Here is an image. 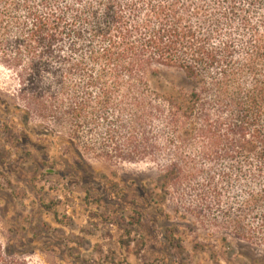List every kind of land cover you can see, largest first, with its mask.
Listing matches in <instances>:
<instances>
[{"label": "trees", "instance_id": "1", "mask_svg": "<svg viewBox=\"0 0 264 264\" xmlns=\"http://www.w3.org/2000/svg\"><path fill=\"white\" fill-rule=\"evenodd\" d=\"M0 57L60 152L159 166L158 200L192 219L171 247L194 226L264 247V0H0ZM160 67L182 98L150 87ZM0 264L34 263L0 243Z\"/></svg>", "mask_w": 264, "mask_h": 264}, {"label": "rangeland", "instance_id": "2", "mask_svg": "<svg viewBox=\"0 0 264 264\" xmlns=\"http://www.w3.org/2000/svg\"><path fill=\"white\" fill-rule=\"evenodd\" d=\"M10 64L0 57L2 245L34 264H264L262 245L227 233L224 247L216 234L196 226L184 238L183 252L171 247L166 229L192 219L175 212L179 202L158 200L159 166L83 160L73 146L60 152L50 134L57 124L26 113L27 97ZM148 81L153 90L178 98L191 87L174 68L160 67ZM41 201L52 203L57 215Z\"/></svg>", "mask_w": 264, "mask_h": 264}]
</instances>
